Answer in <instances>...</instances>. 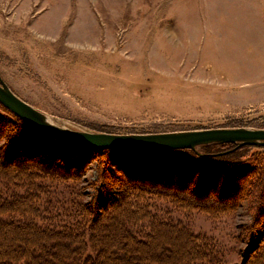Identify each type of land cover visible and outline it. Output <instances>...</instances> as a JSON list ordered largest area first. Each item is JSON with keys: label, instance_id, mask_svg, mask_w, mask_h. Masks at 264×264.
Instances as JSON below:
<instances>
[{"label": "rangeland", "instance_id": "374dc122", "mask_svg": "<svg viewBox=\"0 0 264 264\" xmlns=\"http://www.w3.org/2000/svg\"><path fill=\"white\" fill-rule=\"evenodd\" d=\"M0 78L19 98L75 130L264 129V0H0ZM0 118L16 121L1 105ZM5 143L1 139L0 148ZM48 145L32 147L78 157L75 149ZM242 153L247 165L264 163V147ZM110 158L106 166L121 177ZM120 161L152 177L172 169L147 157L123 154ZM85 165L79 183L54 186L48 197L54 209L75 196L82 204L96 194L105 202L97 193L104 185H96L102 167L90 158ZM118 187L106 196L116 199ZM249 200L218 218L162 201L151 210L158 220L216 241L234 264L246 257L241 239Z\"/></svg>", "mask_w": 264, "mask_h": 264}, {"label": "trees", "instance_id": "16d2710c", "mask_svg": "<svg viewBox=\"0 0 264 264\" xmlns=\"http://www.w3.org/2000/svg\"><path fill=\"white\" fill-rule=\"evenodd\" d=\"M8 112L16 121L0 118V140H6L0 148V264H228L216 241L158 220L151 209L162 201L181 212L218 218L235 214L247 199L250 221L241 239L246 257L234 264H264V163L247 165L242 153L255 146L210 144L202 152L101 149L35 130ZM38 142L75 149L78 157L32 147ZM123 154L165 161L172 169L153 177L136 173L120 161ZM110 157L123 170L121 177L108 167ZM89 158L102 167L96 185H104L97 193L105 202L98 194L86 204L75 196L54 209L48 204L54 186L79 183ZM113 186H119L116 199L106 196Z\"/></svg>", "mask_w": 264, "mask_h": 264}, {"label": "water", "instance_id": "95a60500", "mask_svg": "<svg viewBox=\"0 0 264 264\" xmlns=\"http://www.w3.org/2000/svg\"><path fill=\"white\" fill-rule=\"evenodd\" d=\"M0 104L35 130L101 149L122 151L196 150L210 144L264 147V129H210L164 134H109L71 129L38 111L0 78Z\"/></svg>", "mask_w": 264, "mask_h": 264}]
</instances>
